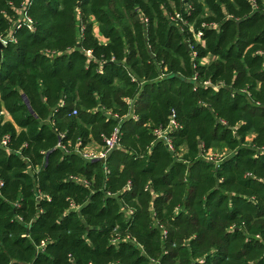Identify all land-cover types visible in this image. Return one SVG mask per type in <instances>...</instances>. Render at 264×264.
Wrapping results in <instances>:
<instances>
[{
    "label": "trees",
    "instance_id": "1",
    "mask_svg": "<svg viewBox=\"0 0 264 264\" xmlns=\"http://www.w3.org/2000/svg\"><path fill=\"white\" fill-rule=\"evenodd\" d=\"M1 39L0 264H264V0H0Z\"/></svg>",
    "mask_w": 264,
    "mask_h": 264
},
{
    "label": "built area",
    "instance_id": "2",
    "mask_svg": "<svg viewBox=\"0 0 264 264\" xmlns=\"http://www.w3.org/2000/svg\"><path fill=\"white\" fill-rule=\"evenodd\" d=\"M76 114L77 113L74 110L72 112V115H76ZM173 116L174 115L171 113V120H170V123H169L167 129L155 131L157 137L159 139L163 140L167 144L169 149H172V147H171L170 141L168 140L166 134H167L169 128L174 125ZM117 142H118V136H117V133L115 130L108 139H105V142H104L105 144L103 147L100 148L97 146V150H94V151H88L85 147L83 149L77 148V152L79 155H81L84 159H87V160L105 159L107 154L109 153V151L113 147L117 146ZM0 145L3 147H5L7 145L6 138L0 142ZM76 147H78V145Z\"/></svg>",
    "mask_w": 264,
    "mask_h": 264
},
{
    "label": "rangeland",
    "instance_id": "3",
    "mask_svg": "<svg viewBox=\"0 0 264 264\" xmlns=\"http://www.w3.org/2000/svg\"><path fill=\"white\" fill-rule=\"evenodd\" d=\"M16 21V20H15ZM195 38L198 40V37L195 36ZM3 43L6 42L5 39H1ZM203 63L208 62V60H203ZM5 119L10 120L9 116L7 114H4ZM87 147V146H86ZM85 147V148H86ZM184 151V149L182 150ZM231 152L228 151L227 148H223L221 147L220 149L218 148H214V149H210L208 152V155H206L205 157L209 160V161H218L217 163L222 162V160L224 159V157L228 156Z\"/></svg>",
    "mask_w": 264,
    "mask_h": 264
},
{
    "label": "water",
    "instance_id": "4",
    "mask_svg": "<svg viewBox=\"0 0 264 264\" xmlns=\"http://www.w3.org/2000/svg\"><path fill=\"white\" fill-rule=\"evenodd\" d=\"M6 44H7L6 42L3 43L2 40H0V63H1L2 51H3V49L6 47ZM186 46H187V45H186ZM42 99H43V98H42ZM25 102H26V100H25ZM116 149H117V146L113 147V148L109 151V153L107 154L106 158H105V159H99V161H101L102 163H104L105 160L108 158V156H109L110 154H112L113 151L116 150Z\"/></svg>",
    "mask_w": 264,
    "mask_h": 264
},
{
    "label": "crops",
    "instance_id": "5",
    "mask_svg": "<svg viewBox=\"0 0 264 264\" xmlns=\"http://www.w3.org/2000/svg\"><path fill=\"white\" fill-rule=\"evenodd\" d=\"M95 31H96V34H97L98 38H99L102 42H104L105 39H104V38H100V35H99V33L97 32V28H96V26H95ZM86 149H87L88 151H94V150H97V145L94 144V143H91V144L87 145Z\"/></svg>",
    "mask_w": 264,
    "mask_h": 264
}]
</instances>
